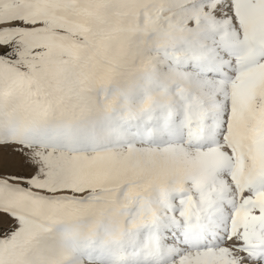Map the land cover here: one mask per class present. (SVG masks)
Here are the masks:
<instances>
[{"label":"snow or ice","instance_id":"obj_1","mask_svg":"<svg viewBox=\"0 0 264 264\" xmlns=\"http://www.w3.org/2000/svg\"><path fill=\"white\" fill-rule=\"evenodd\" d=\"M0 264H264V0H0Z\"/></svg>","mask_w":264,"mask_h":264}]
</instances>
